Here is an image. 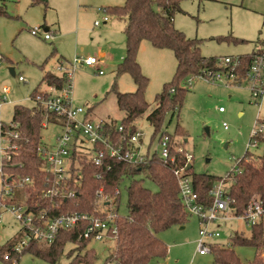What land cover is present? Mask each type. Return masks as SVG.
I'll return each mask as SVG.
<instances>
[{"label": "rangeland", "instance_id": "1", "mask_svg": "<svg viewBox=\"0 0 264 264\" xmlns=\"http://www.w3.org/2000/svg\"><path fill=\"white\" fill-rule=\"evenodd\" d=\"M48 3L49 8L45 7ZM43 0L33 6L31 0H0V6L6 7L9 17H0V95L3 88H9L8 102L0 108V124L10 125L13 121L14 107L34 106L30 96L38 88L47 71L56 72L58 58L73 63L75 58L97 54L104 50L108 55L117 57L125 51V21L110 18L107 25L102 24L105 14L103 8L124 6L126 0ZM183 12L176 13L175 26L189 39L203 40L202 55L205 57H238L252 52L254 44L234 45L219 41L222 37L234 36L255 42L264 39V0H184L181 3ZM100 22L101 27L95 23ZM41 27L51 31L53 40L46 41L42 36H34L31 30ZM72 33V34H70ZM102 37V39H100ZM110 41V42H106ZM53 46L56 56L49 59ZM120 53V54H119ZM140 61V62H139ZM138 62L143 74L150 80L146 91V101L150 105L147 115L156 108V96L163 91L164 85L172 81L177 67V60L171 50L155 49L150 42L143 41ZM15 70V76L11 74ZM104 75L93 69L78 67L73 76V104L89 110V119L93 122L114 120L121 124L125 115L117 105L112 86L117 82L118 91L132 93L136 85L130 74L117 78L116 70L103 68ZM22 76L25 82H20ZM189 91L180 112L172 119L168 114L163 132L175 135L179 123L186 133L181 140L186 151L194 156L191 163L192 172L224 178L233 171L236 160L242 159L259 119L260 108L252 102L250 86L228 85L195 78L182 84ZM41 90L46 89L43 84ZM223 109V111H221ZM91 110V111H90ZM262 116L264 112H261ZM147 115L136 122L138 131L144 135L146 149L158 152L159 134L153 141L154 128L147 121ZM59 126L49 125L43 131V143L52 147ZM6 143L0 137V170L2 152ZM250 152L257 156L264 153V144L260 148L251 147ZM143 181L145 188L157 192L158 187L144 174L137 178ZM131 181L126 179L121 185L119 215L128 214V191ZM3 178L0 174V193ZM21 194L16 191V198ZM2 228H0V246L13 240L19 233L20 223L13 213L2 209ZM201 224L195 216L189 215L185 227L176 226L159 235L168 246L166 260H153L150 264H216L214 255H200L198 241ZM221 239L217 242L223 248L234 250L245 263L253 262L258 250L255 247L234 245L233 236L242 234L250 238L252 228L242 220H235L221 227ZM220 246V245H215ZM76 245H67L64 255L57 264H69L78 252L72 253ZM93 249L97 259L94 264H103L114 253L116 241L108 238L103 241H92L86 250ZM86 250L82 252L84 256ZM258 259H262L258 257ZM0 264H7L0 260ZM16 264H49L31 254H24Z\"/></svg>", "mask_w": 264, "mask_h": 264}, {"label": "trees", "instance_id": "2", "mask_svg": "<svg viewBox=\"0 0 264 264\" xmlns=\"http://www.w3.org/2000/svg\"><path fill=\"white\" fill-rule=\"evenodd\" d=\"M184 0H126L124 6L107 7L105 14L125 21L124 35L126 37V54L118 65L117 78L130 74L136 85V91L121 93L118 91L117 82L112 86L118 108L125 117L119 125L114 120H105L106 134L111 137L115 145L120 143L123 137L131 138L138 131L136 122L147 115L150 105L145 95L150 80L146 77L138 62V53L143 41H148L156 49L171 50L177 60L175 75L171 82L164 85L163 91L156 96L157 106L147 115V121L154 128L152 141L159 135L168 134L171 139V155L176 158L175 165L164 160L158 153L149 154L145 164H128L115 159L105 158L101 166L95 165L87 156L75 158L68 189L74 191L73 198L44 197V192L50 188L51 180L46 173V163L38 156V148L43 144L44 124L61 126L65 122L56 115L48 112L42 101L50 97V93L42 91L43 84L56 86L61 90L66 82L65 77L47 72L38 88L30 98L34 106L27 107L17 105L14 107L12 124H18L20 138L10 139L12 160L2 164L3 179L21 180L30 178L32 185L21 189V194L14 198L13 203L18 206H26L28 211L40 213L47 211L52 217L71 213H84L90 216H102V207L97 193L103 189L105 195L116 200L115 212L119 214L121 194L116 195L126 179L131 183L127 188L128 214L126 217L117 218L118 235L115 239L116 249L103 264H150L153 260H166L169 254L168 246L160 239L159 235L169 229L180 226L185 227L189 215L183 207L180 199L178 182L174 176L176 166L185 165V157L177 153V149L183 146L177 136L184 137V129L178 123L175 135L163 132L168 114L172 119L180 112L184 105L188 89L182 87L187 80L199 78L205 71L222 70L220 59L217 57H205L202 55L203 40L189 39L175 26L176 13L183 12L181 3ZM43 0H31L33 6L39 5ZM47 7V3H45ZM0 17H9L5 5L0 6ZM221 42L234 45L247 43L245 40L233 36L222 37ZM264 45L249 55L239 56L241 77H244L253 56L260 53ZM56 55V49L46 60L44 65ZM91 111V110H90ZM122 126L124 131L119 132ZM8 130H13L9 127ZM161 138V137H160ZM264 144V135L260 138ZM128 143H124L127 147ZM185 149V148H184ZM240 173L234 170L231 175L232 184L228 188L230 196L234 199L236 212H244L252 201L264 202V153L260 156L246 152L240 163ZM193 169V167H192ZM189 170L195 191L200 199L207 204L211 203L210 191L222 178L207 174H196ZM145 175L157 187V192H152L137 178ZM11 180H8V182ZM9 201L0 200V216L2 204ZM88 223H81L76 229L63 231L52 244H46L38 240H32L26 245L21 254H15L13 248L23 241L26 235L24 229L13 240L0 246V260L7 264H14L24 254H31L49 264H57L64 255L67 245L74 244V249L67 257L72 259V253L78 255L69 264H94L96 252L86 250L92 242L80 240ZM234 245L255 247L257 250L264 247V225L252 227L250 238L242 234H235L232 238ZM86 250L85 255L82 252ZM214 262L216 264H264V259L245 263L235 254L234 250L221 246L213 247ZM11 254V260H5V256Z\"/></svg>", "mask_w": 264, "mask_h": 264}, {"label": "built area", "instance_id": "3", "mask_svg": "<svg viewBox=\"0 0 264 264\" xmlns=\"http://www.w3.org/2000/svg\"><path fill=\"white\" fill-rule=\"evenodd\" d=\"M103 20L108 21L109 17L105 16ZM100 24V22H96L95 26ZM31 34L42 36L46 41L53 40L52 34L41 27L32 29ZM100 65V59L94 56H80L75 58L73 63L60 61L56 69V75L65 77L66 82L61 90H58L56 86H49L50 97L42 101L48 112L65 122L59 126L61 132L57 135L52 147L43 143L38 148V156L46 163L45 170L51 180L50 188L44 192V197L47 199H70L74 197L75 193L68 189V184L76 157L87 156L97 166H101L103 160L107 157L128 164L139 165L145 164L148 161L149 154H151V145L146 149L142 133L137 132L131 138L123 137L120 141L123 144L115 145L114 140L106 134L104 121L93 122L87 118L88 110L86 108L74 106L72 85L74 71L78 67L85 66L94 68L102 75L103 71L99 70ZM220 65L224 69L205 71L199 78L228 85L247 83L250 86L252 102L259 107L264 103V49L253 56L244 77H241L239 73L241 65L239 56L222 58L220 59ZM19 81L25 82V79L20 76ZM189 84H191V80ZM9 93V88H3L2 95H0V108L9 101ZM48 126L49 124L46 122L44 127L47 128ZM9 127H12L13 130H8ZM18 128V124H0V137L6 143V147L2 152V164L9 163L12 160L10 139L18 140L20 138L21 134ZM118 130L120 133L124 131L122 126ZM263 135L264 120L259 118L253 130L247 152L250 151L251 147L258 148L261 145L259 138ZM124 143H128V146L124 147ZM171 146L170 136L168 134L162 135L159 139L160 149L156 153L164 160L175 165L177 164L176 158L171 155ZM177 153L185 157V165L183 167L176 166L174 176L178 182L180 199L184 209L188 215L195 216L201 224L197 250L200 255L212 254L215 245L221 246L217 241L221 239V227L224 224L242 220L251 228L259 224L264 225V202L260 200L252 201L244 212L239 214L236 212L234 208L235 201L228 191L232 184L231 175L222 178L213 186L210 191V204L200 199L188 170L194 156L182 147L177 149ZM241 161L242 159L236 160L237 164L233 169L236 173L241 172L239 166ZM0 174L3 177L2 166ZM8 180L11 181L8 182ZM28 185H32L30 178L21 180L5 178L0 193L1 201H9V204H2V209L5 208L8 212L13 213L21 225L20 229L26 231L23 241L13 248L15 254H21L24 247L32 240L52 244L63 231L74 230L81 223H88V225L85 232L80 236V240L103 241L108 238L116 239L118 235L116 222L119 216L115 212L116 200L105 195L103 189L97 193L100 204L103 205L102 216L71 213L52 217L47 211L36 214L33 211H28L26 206H18L13 203L16 191ZM120 194L121 191L118 190L116 195ZM0 228H2L1 216ZM257 256L264 259V247L258 249ZM11 258V254L5 256L7 261ZM13 262L16 264L17 261L13 260Z\"/></svg>", "mask_w": 264, "mask_h": 264}, {"label": "crops", "instance_id": "4", "mask_svg": "<svg viewBox=\"0 0 264 264\" xmlns=\"http://www.w3.org/2000/svg\"><path fill=\"white\" fill-rule=\"evenodd\" d=\"M110 2L108 3V4H115V3H112V0H109ZM47 3V2H46ZM46 7V6H45ZM108 7H112V6H108ZM46 8H49V6H48V3H47V7ZM107 8V7H106ZM103 9H105V8H103ZM104 14H105V12L104 11H102ZM105 16H108L109 17V20L108 21H105V20H103L102 19V24L103 25H107L109 22H110V18H112V16H109V15H107V14H105ZM104 16V17H105ZM115 18V17H114ZM102 24H100L99 26H96V27H101L102 26ZM124 28H125V26H124ZM46 31H48L49 33H51V31L49 30V29H45ZM70 34H72V33H70ZM123 34H124V31H123ZM234 37V36H233ZM235 38H238V39H242V40H245L247 43H245V44H250V43H252V44H254V48H253V50H252V52H254L257 48H258V46L259 45H264V39H258L257 41H255V42H250V41H248V40H246V39H244V38H239V37H235ZM100 39H102V37H100ZM106 42H110V41H106ZM118 42H126V37H125V35H124V38H123V40L121 39L120 40V38H119V40H118ZM241 45H244V44H241ZM237 46H240V45H237ZM124 47H125V51H123L122 52V54H120V56L119 57H117V56H115V55H112V54H110V55H108L104 50H99L98 51V53L97 54H94V55H90V56H94V57H97V58H99L100 59V61H101V65H100V67H99V70L100 71H103V68H105V67H111V68H114L115 70H117V67H118V65L123 61V59H124V57H125V54H126V46H125V44H124ZM156 49V48H155ZM161 50H165V49H161ZM252 52H250V53H244V54H241V55H239V56H244V55H249V54H251ZM56 56V55H55ZM58 61L60 62V61H66L65 60V58L64 57H62V56H60L59 58H58ZM58 62V63H59ZM140 62V61H139ZM82 67H84V68H87V69H93V70H95L94 68H90V67H85V66H82ZM14 70V69H13ZM15 71V70H14ZM96 71V70H95ZM47 72H51V73H53V74H56V72H52V71H47ZM46 72V73H47ZM98 72V71H97ZM99 73V72H98ZM16 75V74H15ZM100 75V74H99ZM102 75H104V71H103V74ZM44 77V76H43ZM136 87V86H135ZM42 91H44V92H47V93H50V90H49V86H47L46 85V89L45 90H42ZM17 106V105H16ZM260 108V114H259V118H261L262 120H264V115L262 116V113L261 112H264V103L259 107ZM264 114V113H263ZM87 118L89 119V110H88V116H87ZM102 121H105V120H102ZM261 145H263V144H261ZM260 145V146H261ZM260 146L258 147V148H260Z\"/></svg>", "mask_w": 264, "mask_h": 264}, {"label": "water", "instance_id": "5", "mask_svg": "<svg viewBox=\"0 0 264 264\" xmlns=\"http://www.w3.org/2000/svg\"><path fill=\"white\" fill-rule=\"evenodd\" d=\"M11 71V74L13 75V76H15V71L13 70V69H11L10 70ZM192 165H190L189 167H188V170H190V169H192Z\"/></svg>", "mask_w": 264, "mask_h": 264}]
</instances>
